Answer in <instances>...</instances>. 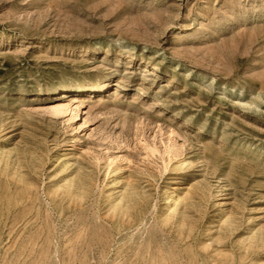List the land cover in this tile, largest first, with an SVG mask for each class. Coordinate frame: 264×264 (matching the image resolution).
Listing matches in <instances>:
<instances>
[{"label":"rangeland","instance_id":"1","mask_svg":"<svg viewBox=\"0 0 264 264\" xmlns=\"http://www.w3.org/2000/svg\"><path fill=\"white\" fill-rule=\"evenodd\" d=\"M0 264H264V0H0Z\"/></svg>","mask_w":264,"mask_h":264},{"label":"bare ground","instance_id":"2","mask_svg":"<svg viewBox=\"0 0 264 264\" xmlns=\"http://www.w3.org/2000/svg\"><path fill=\"white\" fill-rule=\"evenodd\" d=\"M49 110V111H48ZM47 111L49 112V113H64V108L63 107H58V108H54V109H52V111L50 110V109H47ZM51 111V112H50ZM77 111V110H76ZM79 111V110H78ZM76 115H77V113H76ZM78 115H79V112H78ZM78 117V116H77ZM81 125H83V124H81ZM81 128H83V126L82 127H80V129ZM8 137V136H7ZM10 167V166H9ZM74 188V187H73ZM72 188V189H73ZM136 193V192H135ZM139 197V196H138ZM174 197V196H173ZM124 199V198H123ZM117 202H121V201H117ZM122 203V202H121ZM122 209V208H121Z\"/></svg>","mask_w":264,"mask_h":264}]
</instances>
